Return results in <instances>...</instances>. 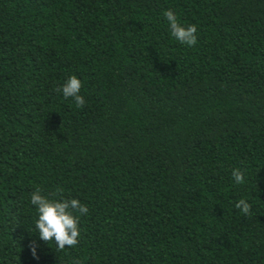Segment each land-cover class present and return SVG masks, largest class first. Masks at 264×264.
I'll return each mask as SVG.
<instances>
[{
    "label": "trees",
    "instance_id": "trees-1",
    "mask_svg": "<svg viewBox=\"0 0 264 264\" xmlns=\"http://www.w3.org/2000/svg\"><path fill=\"white\" fill-rule=\"evenodd\" d=\"M37 189L88 207L76 246ZM0 264H264V0H0Z\"/></svg>",
    "mask_w": 264,
    "mask_h": 264
},
{
    "label": "clouds",
    "instance_id": "clouds-1",
    "mask_svg": "<svg viewBox=\"0 0 264 264\" xmlns=\"http://www.w3.org/2000/svg\"><path fill=\"white\" fill-rule=\"evenodd\" d=\"M164 16L171 29V36L179 43L192 47L197 43V26H183L172 10H167ZM82 81L76 75L68 76L57 89L65 100H72L77 107L85 105L84 96L81 95ZM234 181L244 182V174L239 169H233ZM30 204L35 208L37 218L34 222L35 231L39 240L54 242L60 250L71 248L78 244L81 236L80 217L87 215L89 209L78 199H50L37 189L30 194ZM243 214L247 215L250 205L244 199L235 205ZM78 213V215H77ZM33 257L37 255V246L31 248Z\"/></svg>",
    "mask_w": 264,
    "mask_h": 264
}]
</instances>
